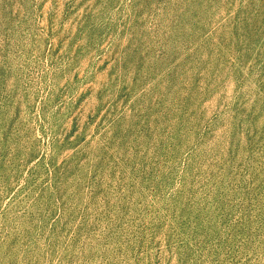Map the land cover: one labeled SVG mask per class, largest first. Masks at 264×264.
Masks as SVG:
<instances>
[{
  "label": "rangeland",
  "instance_id": "rangeland-1",
  "mask_svg": "<svg viewBox=\"0 0 264 264\" xmlns=\"http://www.w3.org/2000/svg\"><path fill=\"white\" fill-rule=\"evenodd\" d=\"M0 264H264V0H0Z\"/></svg>",
  "mask_w": 264,
  "mask_h": 264
}]
</instances>
